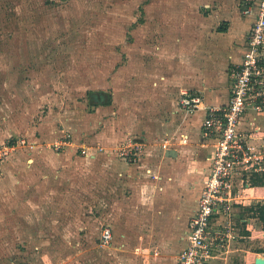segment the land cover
I'll return each instance as SVG.
<instances>
[{
	"label": "rangeland",
	"instance_id": "1",
	"mask_svg": "<svg viewBox=\"0 0 264 264\" xmlns=\"http://www.w3.org/2000/svg\"><path fill=\"white\" fill-rule=\"evenodd\" d=\"M128 139L159 144V0H0V264H140L107 220ZM251 216L228 264L264 248Z\"/></svg>",
	"mask_w": 264,
	"mask_h": 264
},
{
	"label": "crops",
	"instance_id": "2",
	"mask_svg": "<svg viewBox=\"0 0 264 264\" xmlns=\"http://www.w3.org/2000/svg\"><path fill=\"white\" fill-rule=\"evenodd\" d=\"M248 8L247 0H159V144L147 148L149 136L138 140L145 150L139 161L121 163L113 172L124 192L119 182L107 189L111 248L138 255L140 264H177L187 247L211 171L214 140L203 132L207 109L186 114L179 99L188 92L202 96L206 107L228 104L253 22ZM241 129L255 151L264 150V108L249 110ZM96 191L92 186V198ZM48 195L51 200V190ZM260 255L250 262L246 252V263L255 264ZM223 256L211 264H228ZM134 259L130 263L136 264Z\"/></svg>",
	"mask_w": 264,
	"mask_h": 264
},
{
	"label": "built area",
	"instance_id": "3",
	"mask_svg": "<svg viewBox=\"0 0 264 264\" xmlns=\"http://www.w3.org/2000/svg\"><path fill=\"white\" fill-rule=\"evenodd\" d=\"M247 1V13L253 17V22L246 52L235 71L228 104L206 107L202 96L188 92L181 95L179 102L180 110L186 114H193L202 107L207 109L203 132L207 139L214 140V152L199 208L191 221L188 244L178 255L177 264H211L214 259L231 253L232 245L244 237L242 224L246 222V229L252 230L251 219L242 217L241 209L264 200L250 179L253 172L262 168L264 150L255 151L241 129L249 110L260 112L264 108V0ZM168 144L169 141L165 146ZM142 148L138 139H128L117 152L123 159L136 162ZM103 236L109 240L110 229H106Z\"/></svg>",
	"mask_w": 264,
	"mask_h": 264
},
{
	"label": "trees",
	"instance_id": "4",
	"mask_svg": "<svg viewBox=\"0 0 264 264\" xmlns=\"http://www.w3.org/2000/svg\"><path fill=\"white\" fill-rule=\"evenodd\" d=\"M89 97L93 106H111L114 103L112 94L105 91L89 92ZM250 179L252 185L255 186L257 193L260 196H264V172H253L250 176ZM241 211L242 217L245 218V216L249 214L252 215V218L257 219L261 229L264 230V200L259 201L256 205L242 208ZM246 234L248 235L249 233L246 232ZM259 253H264V248H262Z\"/></svg>",
	"mask_w": 264,
	"mask_h": 264
},
{
	"label": "water",
	"instance_id": "5",
	"mask_svg": "<svg viewBox=\"0 0 264 264\" xmlns=\"http://www.w3.org/2000/svg\"><path fill=\"white\" fill-rule=\"evenodd\" d=\"M169 156H174L175 155V152H171V153H168ZM255 264H264V255L262 257H258L256 260H255Z\"/></svg>",
	"mask_w": 264,
	"mask_h": 264
}]
</instances>
